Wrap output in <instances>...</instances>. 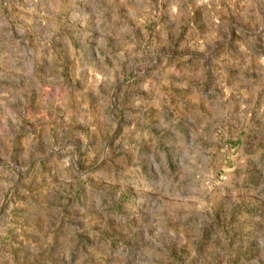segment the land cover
I'll list each match as a JSON object with an SVG mask.
<instances>
[{
  "label": "clouds",
  "instance_id": "1",
  "mask_svg": "<svg viewBox=\"0 0 264 264\" xmlns=\"http://www.w3.org/2000/svg\"><path fill=\"white\" fill-rule=\"evenodd\" d=\"M0 264H264V0H0Z\"/></svg>",
  "mask_w": 264,
  "mask_h": 264
},
{
  "label": "rangeland",
  "instance_id": "2",
  "mask_svg": "<svg viewBox=\"0 0 264 264\" xmlns=\"http://www.w3.org/2000/svg\"><path fill=\"white\" fill-rule=\"evenodd\" d=\"M233 146H235V145H233ZM222 175H223V173H222ZM19 212H20V214L22 215L23 214V209H20V210H18Z\"/></svg>",
  "mask_w": 264,
  "mask_h": 264
}]
</instances>
